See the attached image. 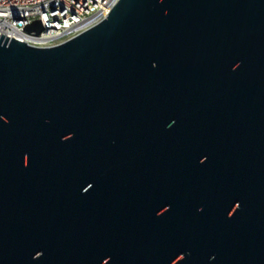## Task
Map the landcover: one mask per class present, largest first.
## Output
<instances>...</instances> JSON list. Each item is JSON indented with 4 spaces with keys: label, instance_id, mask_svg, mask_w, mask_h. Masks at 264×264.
<instances>
[{
    "label": "water",
    "instance_id": "1",
    "mask_svg": "<svg viewBox=\"0 0 264 264\" xmlns=\"http://www.w3.org/2000/svg\"><path fill=\"white\" fill-rule=\"evenodd\" d=\"M239 30L264 38V0H119L55 45L0 36V264H264V139L224 172L214 160L208 173L130 175L145 191L131 186L126 206L108 208L102 189L95 203L49 204L43 188L45 163L58 169L48 136L96 128L105 153L108 126Z\"/></svg>",
    "mask_w": 264,
    "mask_h": 264
},
{
    "label": "flooded vegetation",
    "instance_id": "2",
    "mask_svg": "<svg viewBox=\"0 0 264 264\" xmlns=\"http://www.w3.org/2000/svg\"><path fill=\"white\" fill-rule=\"evenodd\" d=\"M192 66L174 89L144 99L138 113H127L116 131L108 126L103 154L96 128L89 136L81 126L70 134L54 132L57 141L48 136L43 143L48 153L57 149L58 169L45 163L46 202L81 205L90 192L95 203L102 189L108 208L126 206L131 186L145 188L129 184L130 175L150 173L156 181L163 175L208 173L214 160L224 172L227 156L240 159L245 144L264 139V38L251 30L223 33ZM100 174L107 178L105 186L98 182Z\"/></svg>",
    "mask_w": 264,
    "mask_h": 264
},
{
    "label": "built area",
    "instance_id": "3",
    "mask_svg": "<svg viewBox=\"0 0 264 264\" xmlns=\"http://www.w3.org/2000/svg\"><path fill=\"white\" fill-rule=\"evenodd\" d=\"M119 0H0V36L36 46L61 43L104 19ZM40 20V33L26 27Z\"/></svg>",
    "mask_w": 264,
    "mask_h": 264
}]
</instances>
